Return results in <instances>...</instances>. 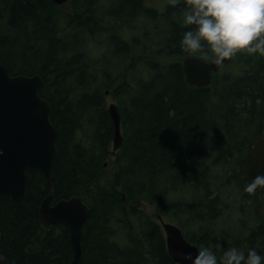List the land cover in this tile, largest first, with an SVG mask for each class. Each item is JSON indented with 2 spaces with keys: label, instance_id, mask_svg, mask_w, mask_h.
Returning a JSON list of instances; mask_svg holds the SVG:
<instances>
[{
  "label": "trees",
  "instance_id": "trees-1",
  "mask_svg": "<svg viewBox=\"0 0 264 264\" xmlns=\"http://www.w3.org/2000/svg\"><path fill=\"white\" fill-rule=\"evenodd\" d=\"M68 3L65 12L51 0H0V61L11 76H40L57 131L50 181L27 169L20 200L0 194V264L71 263L68 227L39 221L49 194L52 203L77 197L88 208L78 264H175L141 204L184 215L177 227L198 250L264 256V189L249 195L236 170L264 133V56L238 55L223 67L205 61L210 84L190 86L182 61L197 56L181 49L189 30L182 2ZM107 95L121 116L115 153ZM227 211L248 218L245 234L223 227Z\"/></svg>",
  "mask_w": 264,
  "mask_h": 264
},
{
  "label": "water",
  "instance_id": "water-1",
  "mask_svg": "<svg viewBox=\"0 0 264 264\" xmlns=\"http://www.w3.org/2000/svg\"><path fill=\"white\" fill-rule=\"evenodd\" d=\"M51 1L61 6L69 0ZM182 68L190 86H208L212 80L210 65L197 57L185 58ZM43 85L39 75L11 76L0 61V194L10 196L13 201L24 196L28 184L27 169L40 171L49 181L51 178L57 131L50 122L51 107L39 95ZM107 113L112 125V153H115L122 144L121 116L114 103L107 106ZM263 169L264 137H260L236 170L248 185L255 176L262 174ZM87 216V206L77 197L52 203V194H49L40 204L39 221L44 229L51 230L59 224L68 227L73 248L70 264H78L81 233ZM157 219L171 260L175 264L178 261L185 264L177 253H190L194 258L197 246L188 242L177 226L164 222L161 216Z\"/></svg>",
  "mask_w": 264,
  "mask_h": 264
},
{
  "label": "clouds",
  "instance_id": "clouds-1",
  "mask_svg": "<svg viewBox=\"0 0 264 264\" xmlns=\"http://www.w3.org/2000/svg\"><path fill=\"white\" fill-rule=\"evenodd\" d=\"M181 2L182 26L189 29L181 40L183 52L217 67L238 55L264 56V0H168L172 7ZM257 189H264V174L255 176L245 191L254 195ZM177 256L185 264H264L255 248L245 254L232 247L218 258L211 247L201 246L194 258L190 253Z\"/></svg>",
  "mask_w": 264,
  "mask_h": 264
},
{
  "label": "rangeland",
  "instance_id": "rangeland-1",
  "mask_svg": "<svg viewBox=\"0 0 264 264\" xmlns=\"http://www.w3.org/2000/svg\"><path fill=\"white\" fill-rule=\"evenodd\" d=\"M148 2V4H150L151 6L155 7V8H159L161 7L163 1L165 0H146ZM60 9L62 11L67 12L69 10V3H65L63 5L60 6ZM212 64V63H211ZM214 67H216V65L212 64ZM111 103L116 104V100H114V97L112 95H107L106 96V104L107 106ZM264 137V133L262 135ZM112 152V151H111ZM114 161V154H112L103 164L102 168V172L105 173L107 171H109L112 167V162ZM141 208V210L143 211V213L151 220L156 221L159 225V227H161L160 222L158 221L157 217L161 215L162 219L164 222L166 223H171L173 225H176L178 227H180V225H182L181 223H185V216L184 215H180L179 212H170V213H161L159 212L156 208L146 204L143 206H139ZM178 209V208H177ZM181 210V208H180ZM240 217V218H239ZM241 218L245 219V216H239V214L237 212H233V211H227L225 213V216H223V219H221L222 225L223 227L227 228L229 231H232L235 234V231H242L243 234H245L250 225H249V220L248 218H246L247 222L245 223L246 228L241 230V222L240 221H244L241 220ZM186 232H192L193 228L190 227H186L185 228ZM161 232L164 236V233L162 231L161 228ZM239 236V235H238Z\"/></svg>",
  "mask_w": 264,
  "mask_h": 264
},
{
  "label": "bare ground",
  "instance_id": "bare-ground-1",
  "mask_svg": "<svg viewBox=\"0 0 264 264\" xmlns=\"http://www.w3.org/2000/svg\"><path fill=\"white\" fill-rule=\"evenodd\" d=\"M144 204H141V206H143ZM176 226V225H175ZM183 234V233H182ZM187 240V239H186Z\"/></svg>",
  "mask_w": 264,
  "mask_h": 264
}]
</instances>
